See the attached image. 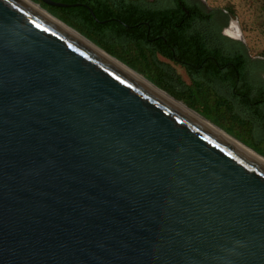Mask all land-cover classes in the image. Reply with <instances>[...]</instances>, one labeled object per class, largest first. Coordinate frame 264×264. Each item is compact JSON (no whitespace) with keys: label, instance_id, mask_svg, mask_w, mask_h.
Here are the masks:
<instances>
[{"label":"water","instance_id":"1","mask_svg":"<svg viewBox=\"0 0 264 264\" xmlns=\"http://www.w3.org/2000/svg\"><path fill=\"white\" fill-rule=\"evenodd\" d=\"M59 23L0 0V264H264V164Z\"/></svg>","mask_w":264,"mask_h":264},{"label":"trees","instance_id":"2","mask_svg":"<svg viewBox=\"0 0 264 264\" xmlns=\"http://www.w3.org/2000/svg\"><path fill=\"white\" fill-rule=\"evenodd\" d=\"M52 1L69 6L43 3L48 12L177 100L195 108V94H202L206 88L219 98L220 105L224 99L231 102L235 118L242 117L236 103L226 95L231 76L220 69L234 57H226L217 46L209 47V43L227 42L217 29L211 37L207 36L214 12L208 14L200 4L189 0H167L161 4H145L141 0ZM212 56L214 61L209 60ZM161 58L183 67L191 84L172 75ZM251 134L257 135L255 130ZM261 134L259 138H264Z\"/></svg>","mask_w":264,"mask_h":264},{"label":"rangeland","instance_id":"3","mask_svg":"<svg viewBox=\"0 0 264 264\" xmlns=\"http://www.w3.org/2000/svg\"><path fill=\"white\" fill-rule=\"evenodd\" d=\"M166 1L167 0H146V2L149 4H161L165 3ZM189 1L197 2L199 4L202 1V3H205L204 6L212 11L217 12L218 16L224 17L227 20L231 19L240 31L250 55L253 57L261 56L264 58V0ZM35 3L44 8L43 2H41L40 0ZM160 60L169 69V72L178 80L180 79L186 85L191 84V79L183 67L171 63L170 61L163 58H161ZM140 75L146 78L144 75ZM195 98L198 104L197 106H195V108H193V106L192 108L189 107L183 101H178L200 114L209 122L220 127L227 134L234 137L243 145L247 146L257 154L264 157V138H259L258 136L259 134H261L260 132L264 130L263 126L255 127V124L253 125V122L246 119V117L235 118L232 115L233 112L231 111V102L224 99V102L222 103V105H220L219 98L216 97L214 93L208 92L206 88H204L202 94H195ZM253 130L256 131L257 135L254 136L251 134V131ZM261 135L264 137V132Z\"/></svg>","mask_w":264,"mask_h":264},{"label":"flooded vegetation","instance_id":"4","mask_svg":"<svg viewBox=\"0 0 264 264\" xmlns=\"http://www.w3.org/2000/svg\"><path fill=\"white\" fill-rule=\"evenodd\" d=\"M141 2L147 3L146 0H141ZM200 5L206 13H215L208 22L210 27L207 29V36L211 37L213 31L217 29L227 40L222 44L209 43V47L214 48L217 46L222 49L226 57H234L233 60H226L225 65L220 67L221 72L226 76H231L232 79L226 86V95L236 103L237 110H239L242 118L246 117V119L252 121L255 127H264V58L250 55L244 39L242 40L239 37L241 35L240 31L237 30L231 19L227 20L218 16L217 12L204 6L205 3H202V1ZM236 57L237 59H235ZM209 60L214 61L215 58L212 56ZM217 64L219 63L217 62ZM256 114H260L261 117H257Z\"/></svg>","mask_w":264,"mask_h":264},{"label":"bare ground","instance_id":"5","mask_svg":"<svg viewBox=\"0 0 264 264\" xmlns=\"http://www.w3.org/2000/svg\"><path fill=\"white\" fill-rule=\"evenodd\" d=\"M38 8V7H37ZM40 9V8H38ZM45 13V12H43ZM62 27L66 28L71 34L72 36L76 37L78 40H80L81 42H83L84 44H86L87 46H89L92 49H96L98 51H100L102 54H105L103 51L99 50L96 48V46L90 42L89 40L85 39L83 36H81L79 33L74 32L73 30L67 28L66 26H64L62 23H59ZM235 24V23H234ZM236 26V24H235ZM237 27V26H236ZM238 30V29H237ZM106 55V54H105ZM115 62V60H113ZM116 64H118L121 68L125 69L126 72H128L129 74H132L133 76L137 77L139 80L143 81V78L139 77L138 75H136L134 72L130 71L129 69H126L125 67H123L121 64H119L118 62H116ZM150 88H152L154 91H156L157 93H159L160 95H162L163 97H165L168 101L172 102L173 104H176L177 106H179L181 109H183L184 111H186L187 113H189L191 116H194L200 120H202L203 122H205L206 124H209L208 122H206L205 120H203L200 117H197V115H195L192 111H190L189 109H187V107L184 104H181L180 102H177L176 100L172 99L171 97H169L166 93L157 90L155 87L150 85ZM210 126H213L211 124H209ZM213 128L219 132L220 134H223L225 137H227L232 143H234L236 146H238L241 150H243L244 152H247L250 156L254 157L255 159H257L258 161L262 162L264 164V158L258 156L253 150H251L250 148L246 147L245 145H243L240 142L235 141L234 139H231L230 137H228L227 135H225V133L223 131H221L220 129L216 128L213 126Z\"/></svg>","mask_w":264,"mask_h":264}]
</instances>
